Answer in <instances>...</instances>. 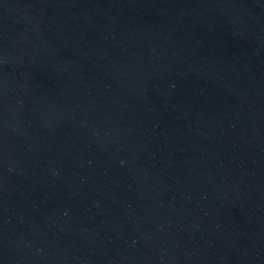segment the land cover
Segmentation results:
<instances>
[{"label": "water", "instance_id": "1", "mask_svg": "<svg viewBox=\"0 0 264 264\" xmlns=\"http://www.w3.org/2000/svg\"><path fill=\"white\" fill-rule=\"evenodd\" d=\"M0 264H264V0H0Z\"/></svg>", "mask_w": 264, "mask_h": 264}]
</instances>
